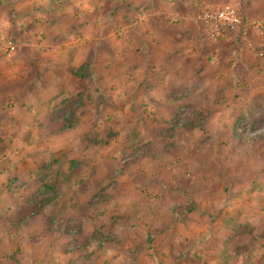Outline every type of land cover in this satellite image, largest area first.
Here are the masks:
<instances>
[{
  "label": "rangeland",
  "instance_id": "374dc122",
  "mask_svg": "<svg viewBox=\"0 0 264 264\" xmlns=\"http://www.w3.org/2000/svg\"><path fill=\"white\" fill-rule=\"evenodd\" d=\"M226 4L242 24L212 36ZM243 106L264 130V0H0V264H264L233 239L264 228L262 148L220 144Z\"/></svg>",
  "mask_w": 264,
  "mask_h": 264
},
{
  "label": "trees",
  "instance_id": "16d2710c",
  "mask_svg": "<svg viewBox=\"0 0 264 264\" xmlns=\"http://www.w3.org/2000/svg\"><path fill=\"white\" fill-rule=\"evenodd\" d=\"M87 67L82 65L79 68H75L71 70V74L79 79L85 78L86 77V72L84 71V69H86ZM184 99H186V96H180L179 98H176L175 101H183ZM243 112H241L239 114V116L237 117V119L235 120V122L230 123L229 125L225 126L222 130V133L225 134V140L223 139L221 141V147L222 150L225 151L228 154H231V156H240L242 163H247L252 157V152L253 150H257L259 147H261V151L258 149L259 154L261 158L264 159V130L261 131H254L253 133L249 132V130L243 129L238 130L237 129V125L239 123L240 120L245 119V113H244V109L246 111V113L250 112V108L247 106H243L242 107ZM241 109V110H242ZM187 126H191L190 128L193 129L196 127V125H194L193 123L184 120L182 122H180L177 125V129L181 132L182 130H184ZM71 127V124H70ZM174 136V134H172L170 137ZM263 146V147H262ZM258 147V148H257ZM231 158V157H230ZM257 158V157H256ZM253 159V158H252ZM258 159V158H257ZM71 166H69L68 171L69 173L66 175V180L70 181V179H73L74 176H76L77 174H74L76 171V167L77 165H75L74 162H70ZM74 174V175H73ZM62 175L61 171H57L55 174V177L53 178L54 180L52 181H44L41 180L42 185L45 187V190L53 192L54 195L47 199L45 204H49L51 201H53L54 199H58L59 196L61 195V191H57L56 186L60 183L59 178ZM80 181L76 182V186L78 184H80ZM190 210H186V213H188ZM35 212H38V209L35 210ZM171 214H175V217H173L176 221H178L179 223H183V219L180 216H184V214H181L180 216H178L177 213L174 212V210H170ZM178 216V217H177ZM48 231L51 233H54L58 236H66V235H74L75 233H68L67 230L66 231H61V228L57 227L54 223L52 222H48ZM103 226H100L98 228L95 229V233L94 235H92V237H98L100 241H103L104 243H108L110 242L109 240V232H105L103 230ZM78 232V231H77ZM233 239L234 238H248V240H244V243L248 244L246 246H248L249 250H251V246L256 243L259 242L261 244V246H264V228L262 231L260 232H255L253 231V229L251 227H249L248 225H241L238 226V228L233 229ZM87 242L80 248L76 247V249L78 250H82V252L85 251V249L87 248Z\"/></svg>",
  "mask_w": 264,
  "mask_h": 264
},
{
  "label": "built area",
  "instance_id": "2783aa9c",
  "mask_svg": "<svg viewBox=\"0 0 264 264\" xmlns=\"http://www.w3.org/2000/svg\"><path fill=\"white\" fill-rule=\"evenodd\" d=\"M202 22L212 31V36H216L220 32H235L241 26L242 18L233 4H226L214 14L205 15ZM259 27V24L254 26L255 29Z\"/></svg>",
  "mask_w": 264,
  "mask_h": 264
},
{
  "label": "crops",
  "instance_id": "0c3cea01",
  "mask_svg": "<svg viewBox=\"0 0 264 264\" xmlns=\"http://www.w3.org/2000/svg\"><path fill=\"white\" fill-rule=\"evenodd\" d=\"M19 28H21V26H19ZM15 30H16V28H15ZM25 49H27V47H25L24 50H25ZM30 51H31V49H30ZM25 52H26V51H25ZM24 55H25V54H24ZM26 56H27V57H30V56H28V55H26ZM40 57H41V58H39L40 60H45V59L42 58V56H40ZM48 66H49V64H48ZM21 80H22V79H21ZM21 80H20V81H21ZM20 81H19V82H20ZM20 83H21V82H20ZM39 98H40V96L37 95V99H39ZM1 126H2V122L0 123V127H1ZM0 129H1V128H0Z\"/></svg>",
  "mask_w": 264,
  "mask_h": 264
}]
</instances>
